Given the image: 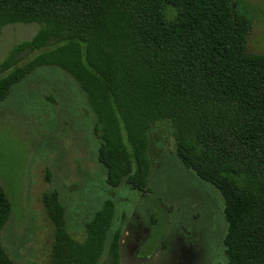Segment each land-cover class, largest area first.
<instances>
[{
	"label": "trees",
	"instance_id": "obj_1",
	"mask_svg": "<svg viewBox=\"0 0 264 264\" xmlns=\"http://www.w3.org/2000/svg\"><path fill=\"white\" fill-rule=\"evenodd\" d=\"M239 2L0 0L1 26L38 25L0 62V102L36 68H60L94 113L106 183L139 191H150L147 134L168 120L177 158L221 194L226 260L216 264H264V53L246 47L252 20ZM42 201L54 226L51 264H120L112 199L81 242L67 233L57 191ZM11 211L0 185V231ZM0 264H14L1 243Z\"/></svg>",
	"mask_w": 264,
	"mask_h": 264
},
{
	"label": "rangeland",
	"instance_id": "obj_2",
	"mask_svg": "<svg viewBox=\"0 0 264 264\" xmlns=\"http://www.w3.org/2000/svg\"><path fill=\"white\" fill-rule=\"evenodd\" d=\"M239 1L252 20L246 47L264 53V0ZM37 28L0 25V62ZM170 131L169 121L158 118L147 134L150 191L124 181L111 187L98 159L95 116L77 82L58 67L41 66L14 84L0 102V185L12 202L0 243L14 264H51L54 226L42 197L54 190L66 209L67 233L80 242L104 199L114 201L120 264L224 262L221 194L180 162Z\"/></svg>",
	"mask_w": 264,
	"mask_h": 264
},
{
	"label": "flooded vegetation",
	"instance_id": "obj_3",
	"mask_svg": "<svg viewBox=\"0 0 264 264\" xmlns=\"http://www.w3.org/2000/svg\"><path fill=\"white\" fill-rule=\"evenodd\" d=\"M136 247H137V246H136ZM136 247H134V249H135ZM134 255H137V252H134ZM137 259H138V255H137Z\"/></svg>",
	"mask_w": 264,
	"mask_h": 264
}]
</instances>
